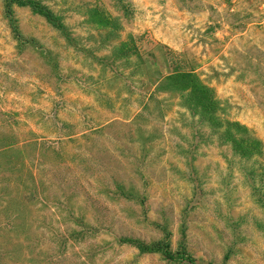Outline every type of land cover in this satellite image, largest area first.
Segmentation results:
<instances>
[{"label": "rangeland", "instance_id": "1", "mask_svg": "<svg viewBox=\"0 0 264 264\" xmlns=\"http://www.w3.org/2000/svg\"><path fill=\"white\" fill-rule=\"evenodd\" d=\"M34 1L62 29L0 0V264H264V0ZM177 62L255 153L168 92L136 117L148 72Z\"/></svg>", "mask_w": 264, "mask_h": 264}, {"label": "trees", "instance_id": "2", "mask_svg": "<svg viewBox=\"0 0 264 264\" xmlns=\"http://www.w3.org/2000/svg\"><path fill=\"white\" fill-rule=\"evenodd\" d=\"M8 3H13L18 6H28L34 12L43 15L48 22L53 24L56 28L62 29L60 24V18L56 16L52 11L47 8L39 6L34 0H8ZM158 49V48H157ZM152 53L149 52L148 56ZM163 63H169L167 53H162ZM138 57L141 58L142 54L138 52ZM144 60V59H143ZM149 70V68H148ZM153 71L157 73L156 78H152L150 72L147 74L148 81L143 86V93L140 96V111L137 113V118L149 119L150 115L153 119L156 115L151 109L150 103L156 107L158 112L164 114L165 107L169 102L168 98H160L158 92H168L173 100L177 96V103L182 109H187L189 113L196 117L201 123L211 127L215 131H219L223 144H228L235 154H240L242 157H248L255 153L259 142L249 130L238 121L225 120L222 113V107L219 105V100L214 96L212 88L204 83L195 70H188L182 62H177L173 66L172 72L167 75L162 74L159 67L153 68ZM149 107V108H148ZM148 110L144 113V110ZM22 143V141H16L15 143ZM14 143V144H15ZM13 145V144H10ZM3 144L0 149L4 147ZM117 194L125 198H134L137 191L132 188L126 189V186L122 183L116 184ZM122 242H129L136 246L142 253L144 252H161L166 258L172 259L175 255L170 250V242L166 239L163 243L148 244L138 238L124 237L121 239ZM176 256L181 259L191 260L190 256L187 255L185 250L176 253Z\"/></svg>", "mask_w": 264, "mask_h": 264}]
</instances>
